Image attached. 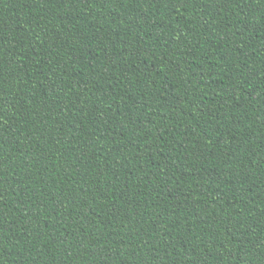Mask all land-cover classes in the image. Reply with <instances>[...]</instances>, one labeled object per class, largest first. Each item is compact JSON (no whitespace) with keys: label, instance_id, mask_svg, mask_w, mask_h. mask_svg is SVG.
I'll return each mask as SVG.
<instances>
[{"label":"trees","instance_id":"16d2710c","mask_svg":"<svg viewBox=\"0 0 264 264\" xmlns=\"http://www.w3.org/2000/svg\"><path fill=\"white\" fill-rule=\"evenodd\" d=\"M0 264H264V0H0Z\"/></svg>","mask_w":264,"mask_h":264}]
</instances>
